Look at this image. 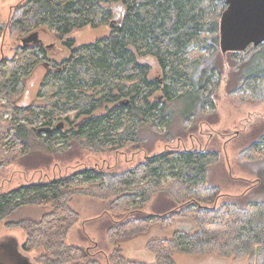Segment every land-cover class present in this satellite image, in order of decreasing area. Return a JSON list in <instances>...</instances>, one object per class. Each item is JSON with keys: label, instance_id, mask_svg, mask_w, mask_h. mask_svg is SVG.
Masks as SVG:
<instances>
[{"label": "trees", "instance_id": "trees-1", "mask_svg": "<svg viewBox=\"0 0 264 264\" xmlns=\"http://www.w3.org/2000/svg\"><path fill=\"white\" fill-rule=\"evenodd\" d=\"M112 2L125 8L119 22L113 20ZM225 7V0H23L12 6L8 20L0 18V37L7 30L17 42L11 57H0V99L5 101H0V116L9 114L0 119V156L7 150L9 160L28 152L32 136L48 150L72 143L94 152L121 148L137 141L144 124L155 129L169 125L168 102L174 100H181L186 121L199 111L214 110L213 93L222 73L219 19ZM104 24L109 34L93 42L75 45L67 38L63 45L69 53L60 61L49 58L42 41L21 44L39 29L63 38L74 28ZM257 51L264 57V42L253 47ZM146 55L156 59L162 80L149 78L150 65L138 60ZM41 63L48 65L37 92L43 103L15 105L25 78ZM239 82L230 94L245 90L264 100V67L248 71ZM102 108L103 113L94 114ZM63 121L68 130H62ZM263 148L264 135L240 155L264 162ZM217 161L213 150H166L117 173L83 168L51 181L23 184L0 193V220L24 205L50 207L39 221L10 224L25 231L22 248H45L49 264H101L96 256L89 258L91 247L66 243L79 218L69 202L84 195L128 213L106 226L114 246L109 264H148L127 259L121 243L146 233L153 223L171 229L177 218L191 219L195 231H175L169 239L147 242L154 264H175V252L234 259L249 254L255 264H264V202L240 194L217 204L219 188L208 183L209 167ZM258 180V192L264 194V178ZM156 195L168 200L156 206L157 212H145L144 205Z\"/></svg>", "mask_w": 264, "mask_h": 264}, {"label": "rangeland", "instance_id": "rangeland-1", "mask_svg": "<svg viewBox=\"0 0 264 264\" xmlns=\"http://www.w3.org/2000/svg\"><path fill=\"white\" fill-rule=\"evenodd\" d=\"M23 0H0V18L5 23L8 20L12 6ZM109 7L113 13V20L121 21L125 8L120 2H112ZM108 24L98 27L90 25L74 28L63 38H58L46 29H39V38L49 46L50 59L60 61L68 56L69 49L63 42L74 39L75 45L90 43L108 35ZM17 44L4 31L0 37V57H11ZM254 46L249 45L242 52H222L218 45V52L222 62L220 84L213 93L215 109L199 111L189 121L181 115L182 102L174 100L168 102V112L171 114L169 125L152 128V124L141 126L135 143L121 148H106L94 152L89 148L72 143L65 149L48 150L35 137L30 139L28 152L13 154L6 158L7 150L0 156V193L7 192L20 185L36 182H47L65 177L83 168H96L105 173H117L135 167L145 157L166 150H213L218 153V161L208 170V183L217 186L220 198L217 204L228 198L246 194L247 198L264 202V194L258 192V179L264 178V162L243 159L240 152L248 148L253 142L264 135V100L260 94L252 97L240 90L236 95L229 91L239 86L240 79L250 70L264 67V57L261 51L252 52ZM256 48V47H255ZM140 62L150 65L148 74L151 79L162 80L163 74L156 59L150 55L138 57ZM48 65L38 64L31 74L25 78L21 94L13 101L17 106L42 104L37 98V92ZM159 94V93H157ZM1 103H5L0 99ZM99 109L94 114H101ZM9 114H3L5 119ZM61 121H54L53 125ZM62 130H68L69 125L63 121ZM264 152V148L262 150ZM262 152V153H263ZM231 197V196H229ZM166 196L156 195L143 207L145 212H155L156 206L167 201ZM170 202V201H169ZM166 203L159 210L169 206ZM70 207L79 214L77 222L69 230L66 243L81 245L89 248V258L97 257L101 264H109L108 255L113 249L106 235V226L114 220L128 215L124 211L109 209V202L84 195H75L69 202ZM52 209L46 206L24 205L13 211L9 216L0 220V239L4 236H14L20 251L29 256L36 264H49L51 258L43 247L24 250L22 244L26 239L25 231L15 225L22 220L39 221L41 217ZM157 212V211H156ZM153 226V227H152ZM152 227V228H151ZM149 230L121 243L122 254L131 259L149 262L151 256L145 243L152 239H169L175 231H195V224L191 219L177 218L175 226L164 231L161 226L153 223ZM93 242L97 246H93ZM100 250V251H99ZM204 255V254H203ZM255 256L244 255L237 259L222 258L214 255L189 256L181 253L174 254L176 264H253ZM71 264V263H67Z\"/></svg>", "mask_w": 264, "mask_h": 264}, {"label": "water", "instance_id": "water-1", "mask_svg": "<svg viewBox=\"0 0 264 264\" xmlns=\"http://www.w3.org/2000/svg\"><path fill=\"white\" fill-rule=\"evenodd\" d=\"M219 19V46L224 52H242L249 45L264 42V0H225ZM37 31L21 39V44L40 43ZM48 50L50 49L47 46ZM47 64V63H46ZM0 264H36L23 254L14 236L0 239Z\"/></svg>", "mask_w": 264, "mask_h": 264}, {"label": "crops", "instance_id": "crops-1", "mask_svg": "<svg viewBox=\"0 0 264 264\" xmlns=\"http://www.w3.org/2000/svg\"><path fill=\"white\" fill-rule=\"evenodd\" d=\"M11 10V9H10ZM9 15H10V13H9ZM8 18H9V16H8ZM156 225H158V226H160L159 224H156ZM175 226V223H174V225H173V227ZM153 227V226H152ZM151 227V228H152ZM172 227V228H173ZM171 228V229H172ZM170 229V230H171ZM164 231H167L166 229H163ZM169 230V229H168ZM150 231V230H149ZM172 237V236H171ZM153 240V239H152ZM150 241V240H149ZM149 241H147V242H149ZM147 242L145 243V247H146V244H147ZM147 249V248H146ZM150 253V252H149ZM175 253H179V252H175ZM174 253V254H175ZM150 254H152V253H150ZM174 254H173V259H174ZM181 254H183V253H181ZM184 255H188V254H184ZM204 255H211V254H204ZM204 255H189V256H204ZM215 256V255H214ZM218 257V256H217ZM127 258V257H126ZM127 259H131V258H127ZM135 260H138V259H135ZM141 261V260H140ZM175 261V260H174ZM143 262H145V263H148V264H154L155 262H156V257H155V255L154 256H151V258H150V261L149 262H146V261H143ZM175 264H176V262H175Z\"/></svg>", "mask_w": 264, "mask_h": 264}]
</instances>
